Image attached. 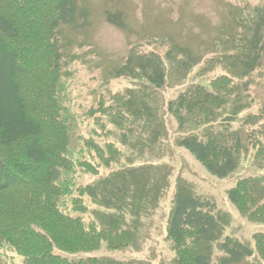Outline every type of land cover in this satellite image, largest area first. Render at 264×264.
Instances as JSON below:
<instances>
[{
	"label": "trees",
	"instance_id": "trees-1",
	"mask_svg": "<svg viewBox=\"0 0 264 264\" xmlns=\"http://www.w3.org/2000/svg\"><path fill=\"white\" fill-rule=\"evenodd\" d=\"M78 3L0 0V250L17 254L22 264H102L96 257H74L88 255L102 244L120 251L137 239V230L127 226L124 213L134 214V205L122 204L132 192L135 169H118L121 153L117 144L106 140L110 133L102 118L122 133L125 143L124 131L131 134V126L143 122L149 109L144 104L135 108L131 93L114 94L108 101L100 97L87 114L93 125L78 137L79 151L73 150L75 117L64 104L61 28L76 25ZM116 18L107 16L110 23ZM259 42L260 38L248 46L235 45L230 60L252 68L259 62ZM148 64L149 68H140L141 81L159 89L166 79L162 63L151 57ZM212 66L208 64L209 69ZM208 68L200 71V82L167 104L183 133L178 146L220 180L233 175L250 154L257 175L237 180L227 199L241 218L264 225V114L243 117V143L234 128L249 107L242 78L206 77ZM113 166L117 168L96 183L78 182ZM85 199L117 212L103 232L69 213L84 214ZM141 203L146 210L148 204ZM168 221L173 264H211L213 244L222 255L218 264H240L250 258L264 264V231L253 235V249L223 236L228 218L211 202L192 195L185 184L176 188Z\"/></svg>",
	"mask_w": 264,
	"mask_h": 264
},
{
	"label": "rangeland",
	"instance_id": "rangeland-1",
	"mask_svg": "<svg viewBox=\"0 0 264 264\" xmlns=\"http://www.w3.org/2000/svg\"><path fill=\"white\" fill-rule=\"evenodd\" d=\"M263 7L264 0H79L76 25L61 28L65 47L61 74L64 104L75 117L73 150L79 151L78 137L93 125L87 114L97 107L100 97L108 101L114 94L131 93L135 108L147 105L149 115L131 126V134L124 131L125 143L122 133L102 118L110 133L106 140L117 144L121 153L118 169H135L130 180L132 192L122 204L131 201L129 206L134 205V214L130 210L124 213L127 226L137 230V239L120 251H109L102 244L98 250L74 258L96 257L102 264H173L174 250L167 231L178 184L188 186L192 195L211 202L216 211L228 218V225L222 223L226 225L223 236L253 249V235L263 232L264 225L241 218L229 203L227 192L240 178L256 176L257 163L249 154L229 178L211 176L178 146L183 133L168 114L167 104L186 87L200 82V71L208 64L213 66L208 68L206 77L229 74L242 78L249 107L234 128L244 143L243 117L259 111L264 114ZM108 15L116 16L117 21L110 23ZM258 38L259 62L252 68L230 60L235 45L248 46ZM151 57L160 60L165 72V83L159 89L141 81L140 68H149ZM116 168L101 169L100 176L85 175L78 182L96 183ZM141 202L148 204L146 210L140 208ZM83 203L84 214L71 210L69 213L98 232L106 230L109 219L117 218V212L108 211L97 202L85 199ZM216 245H212L211 264H218L222 256ZM22 263L17 254L0 250V264ZM240 264L263 263L250 258Z\"/></svg>",
	"mask_w": 264,
	"mask_h": 264
}]
</instances>
